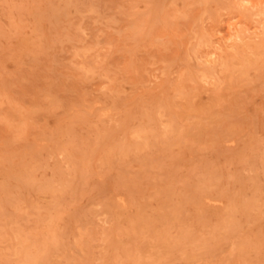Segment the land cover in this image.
I'll return each instance as SVG.
<instances>
[{
  "label": "rangeland",
  "instance_id": "obj_1",
  "mask_svg": "<svg viewBox=\"0 0 264 264\" xmlns=\"http://www.w3.org/2000/svg\"><path fill=\"white\" fill-rule=\"evenodd\" d=\"M0 264H264V0H0Z\"/></svg>",
  "mask_w": 264,
  "mask_h": 264
}]
</instances>
